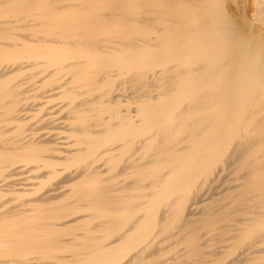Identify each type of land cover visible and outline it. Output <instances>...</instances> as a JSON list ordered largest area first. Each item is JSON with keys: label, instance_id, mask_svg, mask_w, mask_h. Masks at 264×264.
I'll use <instances>...</instances> for the list:
<instances>
[{"label": "bare ground", "instance_id": "bare-ground-1", "mask_svg": "<svg viewBox=\"0 0 264 264\" xmlns=\"http://www.w3.org/2000/svg\"><path fill=\"white\" fill-rule=\"evenodd\" d=\"M251 2L0 0V264H264Z\"/></svg>", "mask_w": 264, "mask_h": 264}, {"label": "rangeland", "instance_id": "rangeland-1", "mask_svg": "<svg viewBox=\"0 0 264 264\" xmlns=\"http://www.w3.org/2000/svg\"><path fill=\"white\" fill-rule=\"evenodd\" d=\"M241 1V3H243L242 4V10H243V12H244V14H248L249 13V10H250V8H252V7H254L253 5L251 6V4H253L252 2H251V0H240ZM248 2V3H247ZM251 3V4H250ZM248 4V5H247ZM244 5V6H243ZM243 7H246V8H243ZM245 9H246V11H245Z\"/></svg>", "mask_w": 264, "mask_h": 264}]
</instances>
